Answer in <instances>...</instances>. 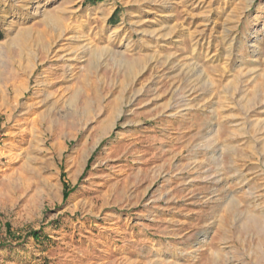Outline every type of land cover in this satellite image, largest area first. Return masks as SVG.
Masks as SVG:
<instances>
[{
    "label": "rangeland",
    "instance_id": "1",
    "mask_svg": "<svg viewBox=\"0 0 264 264\" xmlns=\"http://www.w3.org/2000/svg\"><path fill=\"white\" fill-rule=\"evenodd\" d=\"M0 264H264V0H0Z\"/></svg>",
    "mask_w": 264,
    "mask_h": 264
},
{
    "label": "trees",
    "instance_id": "2",
    "mask_svg": "<svg viewBox=\"0 0 264 264\" xmlns=\"http://www.w3.org/2000/svg\"><path fill=\"white\" fill-rule=\"evenodd\" d=\"M89 1L95 3V2L100 1V0H89ZM66 186H67V185H66ZM66 188H67V187H66ZM67 197H68V193L65 192V198H67Z\"/></svg>",
    "mask_w": 264,
    "mask_h": 264
},
{
    "label": "crops",
    "instance_id": "3",
    "mask_svg": "<svg viewBox=\"0 0 264 264\" xmlns=\"http://www.w3.org/2000/svg\"><path fill=\"white\" fill-rule=\"evenodd\" d=\"M113 17H115V16H112V18H113ZM112 18H111V19H112Z\"/></svg>",
    "mask_w": 264,
    "mask_h": 264
}]
</instances>
